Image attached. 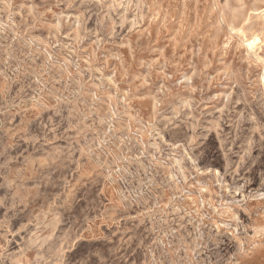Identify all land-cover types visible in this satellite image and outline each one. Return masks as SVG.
<instances>
[{
	"label": "rangeland",
	"instance_id": "obj_1",
	"mask_svg": "<svg viewBox=\"0 0 264 264\" xmlns=\"http://www.w3.org/2000/svg\"><path fill=\"white\" fill-rule=\"evenodd\" d=\"M0 264H264V0H0Z\"/></svg>",
	"mask_w": 264,
	"mask_h": 264
},
{
	"label": "bare ground",
	"instance_id": "obj_2",
	"mask_svg": "<svg viewBox=\"0 0 264 264\" xmlns=\"http://www.w3.org/2000/svg\"><path fill=\"white\" fill-rule=\"evenodd\" d=\"M253 41V43H256L254 40H251V42ZM257 41V40H256ZM249 44V43H248ZM253 46V45H252Z\"/></svg>",
	"mask_w": 264,
	"mask_h": 264
}]
</instances>
